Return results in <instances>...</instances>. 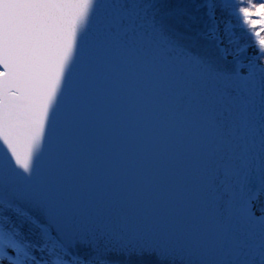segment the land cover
<instances>
[{
  "label": "water",
  "instance_id": "water-1",
  "mask_svg": "<svg viewBox=\"0 0 264 264\" xmlns=\"http://www.w3.org/2000/svg\"><path fill=\"white\" fill-rule=\"evenodd\" d=\"M114 3L102 0L37 161L33 185L55 206L52 234L57 227L69 234L123 229L173 241L192 235L195 227L203 242L214 243V160L225 149L241 147L257 160L248 187H259L261 145L249 127L250 120H259L258 98L243 110L238 129H218L215 122H226L232 106L213 78L170 55L137 23L121 24ZM196 15L199 22L191 29H179L181 43L194 54L228 71L236 59L247 63L255 55L251 47L238 57L223 55L214 40L199 34L209 24L206 9ZM234 34L246 35L238 27ZM231 182L242 183L243 177ZM17 204L40 224L48 223L39 209ZM234 228L244 231L243 222Z\"/></svg>",
  "mask_w": 264,
  "mask_h": 264
},
{
  "label": "snow or ice",
  "instance_id": "snow-or-ice-1",
  "mask_svg": "<svg viewBox=\"0 0 264 264\" xmlns=\"http://www.w3.org/2000/svg\"><path fill=\"white\" fill-rule=\"evenodd\" d=\"M102 0H0V262L8 264H264V0H115L121 24L137 23L144 35L190 64L200 68L232 106L218 129H238L244 109L258 98L259 120H250L252 134L259 138V187H248L257 170L254 155L239 146L225 149L214 160L209 181L214 196V243L206 244L193 234L173 241H157L141 234L116 232L69 234L57 227L52 234L55 206L36 190L33 179L37 161L43 157L60 107L69 74L81 46L93 29ZM206 9L209 24L199 33L214 40L223 55L240 56L248 48L255 55L247 63L236 59L222 70L194 54L181 41L199 22L196 13ZM217 11L235 19L224 22L220 34ZM241 28L250 43L231 52L221 47L238 44L234 29ZM242 183L233 184L236 177ZM17 201L37 208L47 224H40L22 210ZM12 211L40 229V242L24 238L20 228L5 215ZM243 222L244 231L234 224ZM259 231L257 232L256 227ZM90 250L82 255L76 249ZM36 253H40L39 256Z\"/></svg>",
  "mask_w": 264,
  "mask_h": 264
},
{
  "label": "trees",
  "instance_id": "trees-1",
  "mask_svg": "<svg viewBox=\"0 0 264 264\" xmlns=\"http://www.w3.org/2000/svg\"><path fill=\"white\" fill-rule=\"evenodd\" d=\"M216 16L221 20L222 24L224 25L225 21L231 20L232 24L235 25L236 21L234 18L229 17L227 14L222 13L220 11H217ZM251 38L248 36H243L240 39L241 45L245 43H250ZM264 199V198H262ZM5 215L9 216L11 218V221L15 223L19 228L20 231L23 233L24 238L33 242H40V229L33 225L32 223H29L23 219V217L17 216L14 212L8 211L5 213ZM37 256L40 255V253H36ZM6 260V259H5Z\"/></svg>",
  "mask_w": 264,
  "mask_h": 264
},
{
  "label": "rangeland",
  "instance_id": "rangeland-1",
  "mask_svg": "<svg viewBox=\"0 0 264 264\" xmlns=\"http://www.w3.org/2000/svg\"><path fill=\"white\" fill-rule=\"evenodd\" d=\"M222 23V22H221ZM224 26L225 25H223L222 24V27H223V29H222V35H224ZM244 36H247V35H244ZM235 37H237L238 38V44H234V45H231V46H229V48H230V52L235 48V47H238L239 45H241V43H239L240 42V39L243 37V36H237V35H235ZM225 43L227 44V41L225 40ZM232 55V54H231ZM0 264H8V262L7 261H5V260H3L2 262H0Z\"/></svg>",
  "mask_w": 264,
  "mask_h": 264
},
{
  "label": "bare ground",
  "instance_id": "bare-ground-1",
  "mask_svg": "<svg viewBox=\"0 0 264 264\" xmlns=\"http://www.w3.org/2000/svg\"><path fill=\"white\" fill-rule=\"evenodd\" d=\"M229 48V46H227ZM229 51H230V48H229Z\"/></svg>",
  "mask_w": 264,
  "mask_h": 264
}]
</instances>
